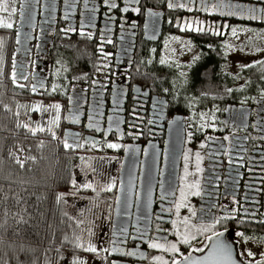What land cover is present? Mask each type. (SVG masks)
Wrapping results in <instances>:
<instances>
[{
    "label": "flooded vegetation",
    "instance_id": "1",
    "mask_svg": "<svg viewBox=\"0 0 264 264\" xmlns=\"http://www.w3.org/2000/svg\"><path fill=\"white\" fill-rule=\"evenodd\" d=\"M7 23L10 83L59 105L62 211L104 231L101 249L66 264H173L214 239L264 263V0H0Z\"/></svg>",
    "mask_w": 264,
    "mask_h": 264
},
{
    "label": "trees",
    "instance_id": "2",
    "mask_svg": "<svg viewBox=\"0 0 264 264\" xmlns=\"http://www.w3.org/2000/svg\"><path fill=\"white\" fill-rule=\"evenodd\" d=\"M4 54L0 45V264H56L66 254L90 255L77 247V230L61 208L71 156L51 132L33 134L21 124L20 106L30 98L10 83L1 67Z\"/></svg>",
    "mask_w": 264,
    "mask_h": 264
},
{
    "label": "rangeland",
    "instance_id": "3",
    "mask_svg": "<svg viewBox=\"0 0 264 264\" xmlns=\"http://www.w3.org/2000/svg\"><path fill=\"white\" fill-rule=\"evenodd\" d=\"M260 35H262L263 37L264 32L260 30L255 32V36L257 37V39ZM263 43H264L263 40L260 41V46H257V43H256L255 48L256 49H258V47L263 48L264 47ZM35 105H39V103L32 102V103L23 104L20 106L22 108V111L24 112L23 118L21 120V124L27 125L28 127H25V128L29 130L30 129L38 130L40 128H43L44 130L49 131L48 129L51 128V133L52 132L54 133V129L56 125H52L50 122L57 115V113L55 112V109L52 106H48V107H43L44 109H47V111H33L32 109H33V106ZM64 204L66 205L67 209H69V217H71L75 221L76 226L85 221L86 216H83V214H80V212H78L79 209L77 208L79 206H78L77 200L75 201L74 199L70 197H65ZM74 211H77V213ZM76 235L78 237L77 244L82 245L83 250H85L89 245H91L92 247H95L97 251L103 247L104 231L100 230L99 227L97 229L87 228L84 230L80 228L79 230H77ZM82 256H85V255H82ZM68 260L69 258L63 255L56 264H61V263L66 264ZM76 260L83 261L85 264L87 262H90V259L83 258V257H77Z\"/></svg>",
    "mask_w": 264,
    "mask_h": 264
},
{
    "label": "snow or ice",
    "instance_id": "4",
    "mask_svg": "<svg viewBox=\"0 0 264 264\" xmlns=\"http://www.w3.org/2000/svg\"><path fill=\"white\" fill-rule=\"evenodd\" d=\"M112 7H115V5H111ZM173 5L172 4H169V7H172ZM13 11H15L13 9ZM248 12L250 13H255L256 12V9L254 8H249L247 9ZM0 26H3V27H8V28H11L12 25L10 23H7V24H0ZM233 32L235 33V30H233ZM16 77H15V74H13V80L15 81ZM54 109H55V112L57 113V115L54 117V119L50 122L52 125H58V122H59V105H53L52 106ZM33 111H47V109H44L42 105H35L33 106ZM23 127H28L27 125H23ZM39 131H43L44 129L43 128H40L38 129ZM50 132H51V128L48 129ZM30 131L33 132V134H35V132L37 131V129H30ZM53 136H54V133H53ZM64 146L65 148H72L73 145L69 144L67 141L64 142ZM108 147H117V145H108ZM16 162L20 164L21 167H23V161H21L19 158L16 159ZM191 188L193 189H196V191H193L192 194L193 195H199V184L198 183H195L193 185H190ZM179 207V205L177 206ZM185 225H187V220L184 221ZM205 229H198V231H204ZM178 235V238L183 242V243H189V235L188 233L186 232L184 235H180L179 232L177 233ZM219 235V234H217ZM150 247L152 248H157V249H160L162 251H171L173 253H176L178 252V249H177V246L176 244H171L170 246L168 247H165L164 245L162 244H159V243H153V244H150L149 245ZM77 247H82V245L80 244H77ZM86 251H89V252H93L95 253L97 251V249L95 247H92L91 245H89L86 249ZM219 257V261H218V264H233L232 262V256H231V248L226 245V244H223V243H218L217 244V253H216ZM129 255H131V253H129ZM249 255H251V253H249ZM186 264H205L204 261H200V260H191L190 257H185L184 258ZM73 264H84L83 261H80V260H75L73 262ZM157 264H167L166 261H157ZM173 264H180L179 261L177 260H174L173 261Z\"/></svg>",
    "mask_w": 264,
    "mask_h": 264
},
{
    "label": "water",
    "instance_id": "5",
    "mask_svg": "<svg viewBox=\"0 0 264 264\" xmlns=\"http://www.w3.org/2000/svg\"><path fill=\"white\" fill-rule=\"evenodd\" d=\"M180 137L178 139V149H179V153L183 144V129H182V124H180ZM179 155V154H178ZM177 155V157H178ZM218 243H223L228 245L231 248V256H232V262L233 264H241L239 261H237L236 257H235V253L233 248L231 247V245H229L227 242L222 241L220 239H214L209 247L207 248V250L202 253L201 255H195V256H191L190 259L191 260H200V261H204L205 264H218L219 261V257L216 254L217 253V244ZM180 264H186L185 260L181 261ZM264 264V263H263Z\"/></svg>",
    "mask_w": 264,
    "mask_h": 264
}]
</instances>
